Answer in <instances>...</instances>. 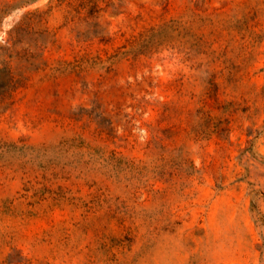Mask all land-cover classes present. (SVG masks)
<instances>
[{
	"label": "rangeland",
	"instance_id": "374dc122",
	"mask_svg": "<svg viewBox=\"0 0 264 264\" xmlns=\"http://www.w3.org/2000/svg\"><path fill=\"white\" fill-rule=\"evenodd\" d=\"M24 1L0 264H264V0Z\"/></svg>",
	"mask_w": 264,
	"mask_h": 264
},
{
	"label": "trees",
	"instance_id": "16d2710c",
	"mask_svg": "<svg viewBox=\"0 0 264 264\" xmlns=\"http://www.w3.org/2000/svg\"><path fill=\"white\" fill-rule=\"evenodd\" d=\"M33 0H25L24 2L25 3H28V2H32ZM35 10H40V8H36ZM28 12H32V11H27L26 13H28Z\"/></svg>",
	"mask_w": 264,
	"mask_h": 264
}]
</instances>
